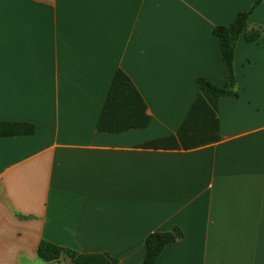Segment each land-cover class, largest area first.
<instances>
[{
    "label": "crops",
    "instance_id": "1",
    "mask_svg": "<svg viewBox=\"0 0 264 264\" xmlns=\"http://www.w3.org/2000/svg\"><path fill=\"white\" fill-rule=\"evenodd\" d=\"M0 0V264L41 241L140 264L149 233L177 227L155 264H264V0ZM250 11L233 52L238 96L217 103L218 140L147 149L175 135L202 78L222 87L216 26ZM142 97L143 129L100 133L114 73Z\"/></svg>",
    "mask_w": 264,
    "mask_h": 264
},
{
    "label": "trees",
    "instance_id": "2",
    "mask_svg": "<svg viewBox=\"0 0 264 264\" xmlns=\"http://www.w3.org/2000/svg\"><path fill=\"white\" fill-rule=\"evenodd\" d=\"M261 0H256L254 6ZM250 11L240 12L228 25L216 26L212 33L218 39L220 59L226 70V81L222 87L212 85L202 78L196 79L199 94L195 97L188 112L173 136L147 141L142 146L147 149L177 150L193 149L214 143L218 140L217 103L221 97L238 96L234 90L233 52L239 35L246 42H253L258 35L247 30ZM150 117L146 105L129 78L120 70L114 73L111 85L99 114L96 129L100 133H122L128 130L143 129L148 126ZM34 133L31 123L0 121V137L26 136ZM182 237L181 231L173 227L168 231L149 233L144 241V257L140 264H155L156 259L167 244ZM66 256L72 264H116L117 260L106 253H80L52 243L41 241L36 256L42 262H51Z\"/></svg>",
    "mask_w": 264,
    "mask_h": 264
}]
</instances>
